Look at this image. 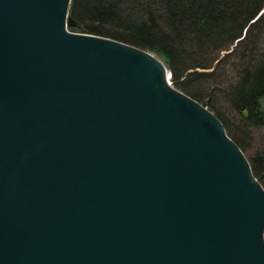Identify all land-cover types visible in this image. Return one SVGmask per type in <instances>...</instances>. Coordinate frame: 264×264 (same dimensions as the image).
Returning <instances> with one entry per match:
<instances>
[{
    "label": "water",
    "instance_id": "water-1",
    "mask_svg": "<svg viewBox=\"0 0 264 264\" xmlns=\"http://www.w3.org/2000/svg\"><path fill=\"white\" fill-rule=\"evenodd\" d=\"M71 1L0 0V264H264L221 121L155 54L69 31Z\"/></svg>",
    "mask_w": 264,
    "mask_h": 264
},
{
    "label": "trees",
    "instance_id": "trees-1",
    "mask_svg": "<svg viewBox=\"0 0 264 264\" xmlns=\"http://www.w3.org/2000/svg\"><path fill=\"white\" fill-rule=\"evenodd\" d=\"M263 6L264 0H72L75 26L68 29L155 54L173 87L212 112L243 152L214 104H227L247 131L264 126V14L251 23ZM248 161L264 188L257 160Z\"/></svg>",
    "mask_w": 264,
    "mask_h": 264
},
{
    "label": "rangeland",
    "instance_id": "rangeland-1",
    "mask_svg": "<svg viewBox=\"0 0 264 264\" xmlns=\"http://www.w3.org/2000/svg\"><path fill=\"white\" fill-rule=\"evenodd\" d=\"M201 103L205 104V101H201ZM214 105L225 118L229 134L241 142L246 158L250 161L257 160V172L259 175H264V126L247 131L239 121V117L230 110L227 104L218 100ZM261 106L264 110V100L261 101Z\"/></svg>",
    "mask_w": 264,
    "mask_h": 264
}]
</instances>
